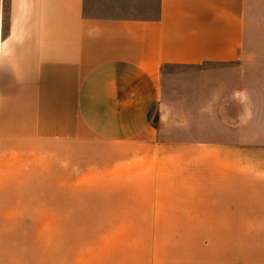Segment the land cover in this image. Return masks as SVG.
Here are the masks:
<instances>
[{
	"label": "crops",
	"instance_id": "obj_1",
	"mask_svg": "<svg viewBox=\"0 0 264 264\" xmlns=\"http://www.w3.org/2000/svg\"><path fill=\"white\" fill-rule=\"evenodd\" d=\"M249 1L0 0V264H264Z\"/></svg>",
	"mask_w": 264,
	"mask_h": 264
},
{
	"label": "rangeland",
	"instance_id": "obj_2",
	"mask_svg": "<svg viewBox=\"0 0 264 264\" xmlns=\"http://www.w3.org/2000/svg\"><path fill=\"white\" fill-rule=\"evenodd\" d=\"M119 8L126 10L127 14H156L158 9V0H119ZM248 16L251 20L253 31L252 35L255 36L256 41L253 43V49H259L260 43V30L264 28V0H250L248 2ZM262 28V29H261ZM243 63V59L240 61ZM168 71L176 70L175 67L169 66L166 68Z\"/></svg>",
	"mask_w": 264,
	"mask_h": 264
}]
</instances>
